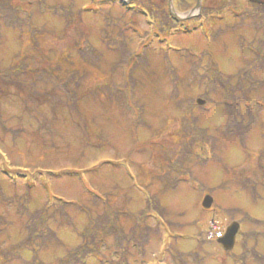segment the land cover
Returning a JSON list of instances; mask_svg holds the SVG:
<instances>
[{
	"label": "rangeland",
	"instance_id": "374dc122",
	"mask_svg": "<svg viewBox=\"0 0 264 264\" xmlns=\"http://www.w3.org/2000/svg\"><path fill=\"white\" fill-rule=\"evenodd\" d=\"M10 1L25 10L37 3ZM185 1H174L178 16H193L169 37L150 30L142 11L126 14L120 0H46L69 5L80 22L66 27L48 12L35 14L34 23L47 29L37 35L39 53L27 26L0 22L1 69L24 57L33 56V69L42 55L61 62L71 57L73 67L70 61L64 67L75 71L45 72L59 73L75 91L79 113L66 107L68 94L55 80L45 85L51 78L35 83L43 96L33 101L24 87L0 83V118L19 131L13 136L0 128V264L35 257L21 244L30 217L48 201L46 224L57 241L47 238L37 252L42 264H60L84 238L94 248L87 264H264V25L254 26L264 0H201L202 17L195 0ZM106 13L132 26L124 49L136 53L134 71H123L119 54L101 42ZM118 26L108 25L106 39L122 46ZM84 40L97 49L96 66L74 52ZM39 72L30 71L26 82ZM209 84L221 88L210 93L213 102L206 111L196 104L192 110ZM192 116L208 134L187 138L190 132L182 131L193 126ZM206 196L213 199L208 210L202 207ZM102 205L117 228L102 219ZM87 207L93 233H73L88 224L81 213ZM235 220L240 231L225 251L212 238V223L224 229ZM4 250L19 258L4 263Z\"/></svg>",
	"mask_w": 264,
	"mask_h": 264
},
{
	"label": "trees",
	"instance_id": "16d2710c",
	"mask_svg": "<svg viewBox=\"0 0 264 264\" xmlns=\"http://www.w3.org/2000/svg\"><path fill=\"white\" fill-rule=\"evenodd\" d=\"M175 1V0H174ZM183 2H187L185 0H182ZM72 3V0H69V3ZM168 0H139L134 2V4L138 7L140 6L142 8V10H144L146 12V15L148 17L149 20V24L154 27L155 31L157 33H160L162 35H166L167 33H169V36L171 35V33L173 31H175L176 26L175 23L172 21V18L169 15V12H167V10H164V8L168 7ZM20 3L16 4L13 1L10 0H0V22L4 23L5 25H7L8 27H15V28H22L23 26H27L28 30L31 34V43L32 46L34 48V50L36 52H40V44H38L37 42V35L41 34L42 31H47V29L45 27L42 26H38L34 23L33 21V17L35 14L40 13H51L54 16H57L59 18H61L65 24L66 27L69 26H76V22L77 17L76 14L73 13V10L71 7L68 6H64L63 4H51L49 5L46 0H37V3L35 4L34 8H28L27 10L22 9L19 6ZM164 5V6H162ZM185 8H188V6H185ZM261 8V7H260ZM224 8H215L212 11H220L223 10ZM262 9H264V7H262ZM21 10V11H20ZM205 10V9H204ZM204 10L202 11V14L200 15V17H202ZM236 10V9H235ZM179 11V10H178ZM207 11V10H206ZM211 11V12H212ZM180 12V11H179ZM21 13V15H20ZM260 16V20L255 22V27L257 29V26H261L264 25V14L259 12L258 13ZM106 15L108 16V18L105 19L104 23H103V28L101 29L103 32V35L105 37L102 38V41L104 42V44L109 48L112 49L113 51L115 50L118 54H119V66L122 65L123 63L126 64V66H128V68H126V71H134L135 66L131 65V63L133 62V60L137 57L136 53L133 55H130V51L124 49V44H125V31H127L128 25H120V22L116 21L115 19H113L109 14L106 13ZM207 15H209V12L207 13ZM80 22V21H78ZM118 26L117 29V34L118 37L120 39V42L122 43V46L117 45V41H115V43H111L110 41H108L106 38L109 36L107 34V31L109 30L108 25H114V26ZM78 24V23H77ZM75 31L77 30V27H75ZM179 31V30H177ZM262 43V45L264 46V38L262 39V41H260ZM74 50H77V53L79 54L80 57L87 59L91 64H93L94 66H96L97 64V57H99L96 53H97V49L90 43H87L86 48H82L81 45H79L78 47H73ZM126 56V58H125ZM33 57V56H31ZM31 57H24L22 59V61L10 65L5 69H1L0 68V83L3 85H17V87L21 88L24 87V90L27 89L28 93L26 94L27 98L28 97H32L34 95H40L43 96L42 94H37V91L35 90V83L38 82H42L43 84L45 83V79L46 77L51 78V79H47L48 82L45 85H49L52 84L53 81L55 80L56 83L53 85H56V88H59L63 91H66V93L68 94L67 97L69 99V102L66 103V107H68L70 109V111L77 113V108H76V104H75V99L78 97L75 94V91H72L71 89L68 88L67 84H65V81H59L60 80V74L56 72L53 73H46L45 71H73V69L68 70V67H64V63L65 62H71V67H73V62L70 60V56L67 58H64L63 60H65V62H61V61H53L51 59V57H45L42 55L41 58L43 59V63L37 67H35L34 69L31 68L30 64L28 63V60L31 59ZM101 57V56H100ZM68 59V60H67ZM68 64V63H67ZM64 67V68H63ZM69 68V69H70ZM30 71H40L38 73V75H36V77H34V80L31 82H26V78L30 77ZM87 71V70H86ZM218 73H220L218 71ZM21 75H26L22 79ZM62 77V76H61ZM69 77H71L72 81H75V74L72 73ZM83 77V76H82ZM197 77V76H196ZM198 78V77H197ZM198 80H201V77L198 78ZM76 86L78 87L79 84L75 83ZM241 85V84H240ZM209 89L211 84L208 85ZM242 86V85H241ZM244 88V84L242 86ZM251 88L252 85H251ZM256 89V88H255ZM73 93H70V92ZM104 91V90H103ZM236 91H238V85L236 87ZM235 91V92H236ZM72 94V95H71ZM97 94V93H96ZM81 96V95H80ZM79 96V97H80ZM53 99L52 98V94H50V96L48 97V100ZM55 98V96H54ZM37 101H39L38 97H36ZM31 100L33 101V99L31 98ZM0 128L6 132V133H11L13 136H17L19 131L17 130H10L4 123V121L2 120V118H0ZM183 130H186V128H184ZM198 132H200V134L202 133H206L204 130H198ZM196 134L195 129L191 131V135ZM198 134V135H200ZM99 137H101V135H99ZM50 201H48L46 203V205L37 212L33 213L32 216L30 217V221L28 223V228H29V233L27 234L25 240L23 241V243L21 244L22 246H28L29 249L33 252V254L35 255V257L33 256V258L31 259V261H24V264H42L40 261L37 260L36 258V254L38 251H40V249L44 248L46 245V239H53L55 241H57V239L54 236V232L52 230H50L46 224L47 221L50 219V215H47V208H49ZM97 205V204H94ZM105 209H107V207L104 205ZM64 212H58L59 215H63ZM86 217L88 218V220L90 221L89 225L85 228L84 231H77L74 230V232L78 233V234H83V233H93V229H94V222H93V216H92V212L90 209H86L83 210V212ZM105 216V215H104ZM102 217V219L107 220V216ZM30 225L32 226V228H30ZM36 232V233H35ZM31 233H34V237ZM91 238L93 239V236H91ZM35 239H39L40 243H34ZM94 248L92 247L91 244H88L84 238V240H82L81 244L79 246H77L76 248L70 249L68 250L67 256L66 258H64L60 264H86L87 259L90 256H93L92 254L94 253ZM3 256L5 257L4 263L10 262L12 259H14V257H18L16 252H10V250H4L3 251Z\"/></svg>",
	"mask_w": 264,
	"mask_h": 264
},
{
	"label": "water",
	"instance_id": "95a60500",
	"mask_svg": "<svg viewBox=\"0 0 264 264\" xmlns=\"http://www.w3.org/2000/svg\"><path fill=\"white\" fill-rule=\"evenodd\" d=\"M200 8V0H197L196 9ZM172 13V12H171ZM172 16L176 21L180 19L177 17L176 14L172 13ZM199 104H202V101H198ZM212 198L210 196H206L202 201V206L204 209H209L212 205ZM239 230V224L237 222H232L226 229L225 235L218 240V243L225 249L231 250L235 244V237Z\"/></svg>",
	"mask_w": 264,
	"mask_h": 264
}]
</instances>
